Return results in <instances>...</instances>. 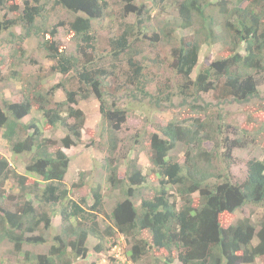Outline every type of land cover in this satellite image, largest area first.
Masks as SVG:
<instances>
[{
	"label": "trees",
	"instance_id": "trees-1",
	"mask_svg": "<svg viewBox=\"0 0 264 264\" xmlns=\"http://www.w3.org/2000/svg\"><path fill=\"white\" fill-rule=\"evenodd\" d=\"M48 2L0 0L5 11L0 33L19 26L24 30L8 43L10 71L0 76L1 83L20 86L14 100L0 93L1 137L12 159L25 165L19 172L0 154V264L5 257L20 256L22 264H76L90 256V237L97 240L93 252L103 256L117 243V233L130 246L123 256L132 264L147 258L152 262L146 264H256L264 259V156L248 159L244 173L233 171L235 151L259 141L264 123L239 128L221 107L260 97L264 0H120L119 15L110 0H53L52 9H63L66 17L39 25ZM108 18L119 24L100 41L95 23ZM59 27L76 44L70 53L58 38ZM33 35L41 38L40 49L51 62L48 75L44 68L25 71L39 64L24 46ZM146 44L167 46L170 61L159 55L139 60ZM214 45L221 46L218 58L199 65L194 76L202 48ZM2 60L1 65L8 64ZM54 75L61 80L49 85ZM156 76L160 82L152 92ZM59 91L63 101L56 99ZM204 94L212 95L218 110L203 100ZM128 96L142 110L143 102L153 103L145 111L146 123L153 111L163 109L173 108V118L124 139L120 133L135 108L121 104ZM93 99L100 103L99 136L86 145L105 149L100 173L106 182L91 187L82 172L68 185L71 157L63 148L83 143L86 113L79 105ZM58 129L61 138L48 136ZM180 145L183 163L173 154ZM143 151L150 163L146 168L139 164ZM103 186L117 195L109 211ZM245 208L248 216L235 220ZM225 215L230 216L227 226ZM57 216L61 224L55 229ZM102 217L111 224L102 226ZM51 233L47 253L27 248L46 244ZM108 255L111 264H123Z\"/></svg>",
	"mask_w": 264,
	"mask_h": 264
},
{
	"label": "rangeland",
	"instance_id": "rangeland-1",
	"mask_svg": "<svg viewBox=\"0 0 264 264\" xmlns=\"http://www.w3.org/2000/svg\"><path fill=\"white\" fill-rule=\"evenodd\" d=\"M112 3L113 10L117 11L116 15L118 14L119 9L121 8V3L120 0H110ZM117 2V3H116ZM54 6L53 0H49L48 4L46 5V12H44V15L42 18L38 19V24H44L46 21L50 24L57 23L59 18L62 19L63 17H66V13L63 9H60L59 7L52 9ZM150 6V4H149ZM5 11L0 9V17L4 16ZM9 17V16H8ZM166 20H169L173 16H165ZM119 24L118 19H114L113 22L111 21V18H108L107 20L104 21H99L95 23V34L97 38L104 39L108 38L109 32H110V26H112V34L115 33V30L117 28V25ZM109 26V27H108ZM115 28V29H114ZM59 35L58 38L63 42V44L66 46L68 49L69 53L76 48V44L73 40L69 39L68 36L66 35L64 29L62 27H59ZM24 30L22 27H17L14 29H11L9 31H4L0 33V62L3 59L7 65H1L0 63V76L1 77H8V72L10 71V59L9 56L11 54V46L8 44L11 40L18 39V36L20 33H23ZM11 33H14L17 38L14 36L12 37ZM40 41L41 38L38 36H31L30 38L25 40V48L28 50V55L32 56L38 61V65L34 66H27L26 72H38L40 68H44L43 72L48 75V68L51 65V62L45 60V52L40 49ZM101 41V40H100ZM163 49L166 50V52H163ZM221 46L219 45H214L213 47L209 46H204L201 50L200 58H199V64L195 69V72L193 73L194 76L199 69V65L201 64H206L208 61L212 59L218 58V54L220 52ZM168 47L167 46H162L160 45L157 48H153L149 44H146L144 53L142 56H138L139 60L143 59V56H145L147 59H154L159 55V60L166 58V61H170L169 54L167 53ZM2 60V61H3ZM146 62H150L148 60H145ZM123 63V62H122ZM153 64V63H152ZM126 64L123 63L121 66H125ZM158 66H161L158 64L154 72L157 73L158 75ZM42 71V70H41ZM153 72V71H152ZM43 73V74H44ZM193 76V77H194ZM61 80V76L54 75L52 76L50 82L48 83L49 85H53ZM160 82L159 77L154 78V82L152 83L151 87L149 88L152 92L156 91L158 88ZM158 84V85H157ZM1 86V91L0 93L3 95V97L14 100L17 95L20 86L16 84L15 82H10L6 80L5 82H0ZM1 95V96H2ZM203 100L205 102H210L213 104V109L218 110V103L216 100L212 98L211 94H204L202 95ZM56 99L59 101H63L65 99L64 94L62 92H58L56 95ZM264 86L261 87V94L259 98L253 99L251 102L247 104H225L221 105L223 108L222 113L223 115H227L232 117V119L235 121V123L238 125L239 128H247L248 130L252 129V127L258 128L261 123H264ZM178 102V100H176ZM121 104L123 106H130L133 105L135 106L134 110L130 113V116L128 117L127 123L122 129L120 135L122 138L126 139L129 134H134L136 132H139L144 126H148V131H153L156 130L157 126H164L166 123L171 120L173 117L172 110L163 109L162 111H153L152 114L149 116V122H145L146 118V113L148 110L151 108V104L149 101L143 102L144 105V110L140 108V104L137 101L134 100V97H125L123 98ZM216 105V106H215ZM99 106L100 103L98 102L97 99H93L90 101H81L79 107L84 110L86 113V124L83 130V143L79 144L78 146L71 147L69 149L63 148L64 151L71 157V162H70V167L66 176V183L68 185H71L73 182L79 180L80 173L85 172L87 174L85 178V182L90 185L91 187H97L98 184L104 185L106 182V174H101L100 171L102 170L100 167L103 164V161L105 157L107 156L105 149L101 147H87L86 143L92 139L99 136V125L101 122L100 119V112H99ZM146 111V113H145ZM31 116H28L26 120H29ZM249 118H252V125L250 124ZM63 132L58 129L55 131H51V133H48V136H52V138H61L63 136ZM2 130H0V154L4 155L7 157L13 164V166L19 171V172H24L25 171V165L22 159H19L17 162L13 160V156L11 154V151L7 149V147L4 145V140L2 139ZM262 138V139H261ZM261 142L258 144V142ZM259 141L256 142V140L249 144L248 147L244 148L243 150H237L235 151V156L238 158L236 161L235 165H233V171L235 173H244L245 168H246V161L252 157H261L264 156V132L261 134ZM259 145V148L256 145ZM253 146V147H252ZM58 147V146H57ZM139 147V145H138ZM137 147V148H138ZM56 149V147L54 148ZM53 149V150H54ZM222 151H225L222 149ZM173 154L178 157V159L181 160L183 163L185 161L184 156H185V148L183 145H180L176 150L173 151ZM131 157H134V152L130 154ZM139 164L142 166V168H146L149 166V160L146 152H141L139 155ZM222 167V165H220ZM224 166V165H223ZM123 168V167H121ZM101 174V175H100ZM10 186V185H9ZM9 186L7 189H9ZM91 188L88 187V190ZM103 192L106 194L105 197V209L109 211L112 209L114 206L115 202L117 201V195L111 193L109 194V191L105 186H103ZM144 193L146 195L152 196L154 194L153 190H144ZM122 199V198H121ZM92 199L91 197L89 198V204H91ZM258 212V210H257ZM249 210L248 208H245L241 211H237L235 213L234 219L238 218H243L248 216ZM230 216L225 215L222 216V223L227 226L229 224V218ZM234 220V221H235ZM105 221V222H103ZM233 221V222H234ZM61 224V218L60 216H57L54 222V228H59ZM111 224L109 220L105 217L101 218V225H108ZM53 233V231H52ZM52 233L49 234V241L46 244L43 245H38V246H31L27 247L31 252L34 253H47L50 245L53 243L51 242L52 240ZM145 236H149L148 232L144 233ZM116 239V244H119L121 247L123 253L125 250H127L130 246H128V243L125 241V237L116 234L114 236ZM255 243H257V239L254 240ZM97 244V240L93 237H90L88 241V246L90 248V256L88 259L83 260V261H78L76 264H111L109 261V255H112V250L114 248L111 247L109 249V252H105L103 256H100L96 253L93 252L94 246ZM106 243V247H107ZM5 250V249H4ZM161 253H152L153 257L156 255H160ZM0 256H4L2 250H0ZM24 257L20 256L19 258H12V259H7L6 257L4 258V263L5 264H22L21 260H23ZM151 263L152 259L147 258L146 261H143V264L146 263ZM256 264H264V259L262 260H257Z\"/></svg>",
	"mask_w": 264,
	"mask_h": 264
},
{
	"label": "built area",
	"instance_id": "built-area-1",
	"mask_svg": "<svg viewBox=\"0 0 264 264\" xmlns=\"http://www.w3.org/2000/svg\"><path fill=\"white\" fill-rule=\"evenodd\" d=\"M112 255H114L118 260L122 261L123 264H132L131 262H128V260L123 256V251L119 244L114 245Z\"/></svg>",
	"mask_w": 264,
	"mask_h": 264
}]
</instances>
